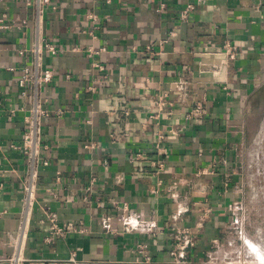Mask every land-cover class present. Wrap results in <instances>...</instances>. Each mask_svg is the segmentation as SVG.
<instances>
[{"label":"crops","instance_id":"crops-1","mask_svg":"<svg viewBox=\"0 0 264 264\" xmlns=\"http://www.w3.org/2000/svg\"><path fill=\"white\" fill-rule=\"evenodd\" d=\"M38 37L57 52L41 57L54 74L38 95L48 150L28 203L32 170L12 146L29 129L33 96L17 80ZM263 82L264 0H50L40 18L27 0H0V264H172L183 230L196 242L191 264H256L233 261L232 226ZM165 96L166 113L152 117ZM199 102L207 116L187 121ZM52 214L72 229L51 241Z\"/></svg>","mask_w":264,"mask_h":264},{"label":"built area","instance_id":"built-area-1","mask_svg":"<svg viewBox=\"0 0 264 264\" xmlns=\"http://www.w3.org/2000/svg\"><path fill=\"white\" fill-rule=\"evenodd\" d=\"M107 2H110L111 0H105ZM50 0H27L28 5H35L36 6V11H37V16L38 18L41 17V12L43 9L44 5L49 4ZM162 8L164 5H161ZM194 9L193 5H188L184 11L181 12L180 18L181 20H186L188 17V14ZM94 20H96L95 17H93ZM172 36L175 35V33H171ZM47 50L50 51L53 54H56L55 48L45 42L43 39L40 37L37 38L36 42L33 45L32 48V62L30 66L24 67L21 69L20 76L17 80L18 87L20 88V95L22 97H27L28 92H32L33 96V103L32 106L30 107L29 110L23 109L24 112H26V115L24 117V121L29 124V129L27 132L24 134V145L21 146H16L13 145L12 148L15 150H23L24 152L27 153L28 157V163L31 168V177L29 178L28 185L26 187V192H27V202L30 203V201L33 199L34 196V190H35V167L38 164V161L40 159L41 153L43 151L48 150L46 146H42V141L40 139V118L44 116V112L40 106V103L38 101V95L40 93V88L45 85L49 84L52 82L54 74L53 71L50 69H43L42 64H41V57L43 54V51ZM235 48L230 47L229 53L233 55ZM20 54H25V51H21ZM181 87V86H180ZM179 87V88H180ZM168 96H165L163 98H159L158 100H155L153 102V106L155 107L152 113V117L154 118H159L163 114L166 113V102H167ZM169 99V98H168ZM181 102H185L186 99L184 97L179 98ZM170 105H176L173 104L172 100L170 99ZM178 102V101H177ZM5 110H2L1 107V102H0V115L2 112ZM7 112L11 116L16 115V110H7ZM208 112L204 106V103L199 102L193 107L189 108V110L186 112L185 118L187 121H195V122H200L205 119L207 116ZM164 139L163 136H158L157 143L155 144V149L160 151L161 146L160 142ZM147 153H138L136 154L137 158H146ZM153 164V170L156 173H160L161 171L164 170L165 168V161L162 159H156L151 162ZM242 201V200H241ZM239 202L237 206H235V217L233 220V230L234 233L236 234H243L244 228L242 227V220L244 219V210L242 208V202ZM182 211L181 213L186 212ZM178 217L175 218L177 220ZM51 225H52V234L50 240H54L56 238L64 236L66 233H68L72 228L71 226H64L61 227L58 224L57 221V215L52 214L51 218ZM105 224H107L108 230H113L112 225L110 222L106 219L104 220ZM196 242L189 236L187 231L183 230L182 232H177L175 236L173 237V245L172 249L169 253L170 260L172 261V264H191L187 260V250L189 248L195 247ZM234 248L240 249L239 247L234 245ZM10 264H21V256L16 255L13 256L8 260ZM74 262V259H72ZM146 264L151 263V259L149 257H146L145 260Z\"/></svg>","mask_w":264,"mask_h":264},{"label":"rangeland","instance_id":"rangeland-1","mask_svg":"<svg viewBox=\"0 0 264 264\" xmlns=\"http://www.w3.org/2000/svg\"><path fill=\"white\" fill-rule=\"evenodd\" d=\"M251 99L250 140L239 152L240 167L237 172L244 185L241 195L244 210L241 225L244 232L234 235V245L240 248H234L235 253L231 256L234 262H241L236 257L246 248L250 250L249 242L255 241L264 245V82L255 89ZM243 260L242 262L261 263L257 259Z\"/></svg>","mask_w":264,"mask_h":264},{"label":"bare ground","instance_id":"bare-ground-1","mask_svg":"<svg viewBox=\"0 0 264 264\" xmlns=\"http://www.w3.org/2000/svg\"><path fill=\"white\" fill-rule=\"evenodd\" d=\"M250 244V245H249ZM250 250L246 248L244 252L240 254V258L243 260V258L246 260L249 259H257L259 262L264 264V245L257 243L255 241L249 242ZM251 251V252H250Z\"/></svg>","mask_w":264,"mask_h":264}]
</instances>
